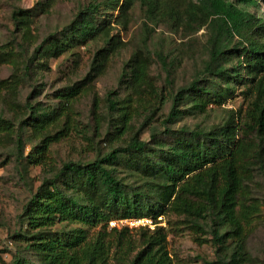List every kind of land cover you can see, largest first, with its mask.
Returning <instances> with one entry per match:
<instances>
[{
  "label": "trees",
  "instance_id": "obj_1",
  "mask_svg": "<svg viewBox=\"0 0 264 264\" xmlns=\"http://www.w3.org/2000/svg\"><path fill=\"white\" fill-rule=\"evenodd\" d=\"M187 1L185 7L180 0L91 2L63 30L50 34L32 51L17 39L0 46V66L15 71L0 79V92L16 93L44 75L51 59L101 38L104 44L86 77L59 95L57 107L45 109L31 102L38 91L34 86L24 105L28 118L19 126L0 111V148L6 141L13 142L20 165L28 162L46 168L41 185L23 209L21 218L27 229L16 236L38 264H174L169 234L159 226L162 216L182 219L196 235L209 237L216 258H205L202 264L252 261L246 244L258 206L249 198L246 183L256 170L264 172V15L259 9L264 0ZM136 2L146 8L150 21H164L176 33L183 27L194 33L215 27L203 69L165 100L152 87L149 69L155 56L171 85V64L164 51L151 49L154 30L146 24L141 53L126 63L120 84L137 92L144 87L152 90L147 92L149 103L169 102L163 131L154 129L150 139L144 140L142 134L160 108L147 105L144 122L134 130L140 107L132 106L131 100L121 105L117 92H111L107 136L113 129V138L124 141L130 134L129 141L93 160L69 161L54 168L50 149L75 130L74 104L117 52L118 42L105 32L108 21L101 17L102 9L127 15ZM32 17L31 10L15 7L13 11L18 30L27 29ZM238 92L244 106L227 110L222 124L209 129L175 128L187 116L205 115L211 106H222ZM62 119L63 128L50 133ZM30 128L43 138L25 156L24 131ZM148 217L154 220V230L110 228L114 221ZM12 264H27V260L18 258Z\"/></svg>",
  "mask_w": 264,
  "mask_h": 264
},
{
  "label": "rangeland",
  "instance_id": "obj_2",
  "mask_svg": "<svg viewBox=\"0 0 264 264\" xmlns=\"http://www.w3.org/2000/svg\"><path fill=\"white\" fill-rule=\"evenodd\" d=\"M108 0H0V46L6 45L17 39L18 43L25 44L27 49L33 50L43 39L50 34L63 30L73 19L78 10L91 2L104 3ZM195 3L200 0H192ZM187 0H180V6L185 7ZM17 8L32 11V22L27 29L18 30L13 20V11ZM259 9L264 15V3L260 2ZM256 13V9H251ZM101 17L108 21L106 33L118 42L117 52L110 59L104 73L90 85L88 92L78 99L73 106L76 114V127L71 135L50 149L51 163L54 168H61L69 161L93 160L98 154H104L115 146L127 143L130 134L124 141L113 138V129L108 137L111 115L108 111L107 97L111 92H117V99L121 105L131 100V105L140 107V113L133 120L134 130H137L146 117L145 108L152 105L159 109L156 111L154 122L143 132L142 138L149 140L151 133L163 131V121L169 110V102L161 105V101L151 102V96L146 87L133 91L120 84L121 75L127 62L136 55H140L142 40L146 33V24L154 30L152 33L151 49L164 51L171 64V85L166 82V74L157 58L153 56L150 64L149 75L152 87L169 100L174 90L188 85L192 79L203 69V64L208 58V41L217 29L210 27L198 33L181 28L177 33L166 22L150 21L146 8L136 2L127 15H120L119 11L102 9ZM220 23H218L219 25ZM102 38L92 41L86 46L77 48L73 53H68L60 58L51 59L48 69L33 85L22 86L16 93L0 92V111L6 118L16 122L17 126L28 118L25 103L34 86L36 99L45 109H53L60 104L58 98L68 87L82 81L89 73L92 60L98 50L103 48ZM11 66H0V79H7L14 74ZM145 91V92H144ZM244 106V99L238 92L234 98L227 100L222 106H211L205 115L187 116L175 128L182 126L194 128H212L222 124L227 110H239ZM159 107V108H158ZM64 126V119L51 129L55 134ZM43 135H39L32 128L25 129L24 154L30 153L33 146L39 144ZM7 140V139H6ZM124 143V144H125ZM20 165L14 155L13 142L6 141L0 148V264H12L18 258L27 260V264H38L37 258L17 238L18 233L25 232L26 224L21 216L28 203L44 177L46 168L24 162ZM249 198L257 204L258 211L253 216L249 227V238L246 250L252 261L247 264H264V172L256 170L253 178L246 183ZM182 219L175 216H162L158 219L159 226L165 227L169 234V252L174 264H202V260L216 258L215 248L209 237L196 235L190 228L183 225ZM135 221H120L110 228L139 229L148 227L154 230V220L148 217L137 223ZM134 237H138L134 233ZM233 250V248L231 249Z\"/></svg>",
  "mask_w": 264,
  "mask_h": 264
},
{
  "label": "built area",
  "instance_id": "obj_3",
  "mask_svg": "<svg viewBox=\"0 0 264 264\" xmlns=\"http://www.w3.org/2000/svg\"><path fill=\"white\" fill-rule=\"evenodd\" d=\"M132 221H135V222H132V223H137L136 221H141V220H132ZM111 224H112V226H115L116 225V223H113V222Z\"/></svg>",
  "mask_w": 264,
  "mask_h": 264
}]
</instances>
